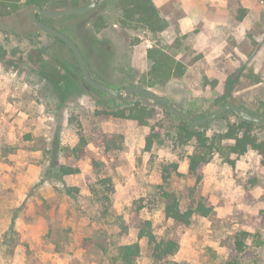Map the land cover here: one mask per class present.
I'll return each mask as SVG.
<instances>
[{
    "label": "rangeland",
    "instance_id": "rangeland-1",
    "mask_svg": "<svg viewBox=\"0 0 264 264\" xmlns=\"http://www.w3.org/2000/svg\"><path fill=\"white\" fill-rule=\"evenodd\" d=\"M153 2L168 23L158 37L186 67L183 77L161 89L145 85L153 35L138 24L122 28L116 0H103L84 18L53 25L80 46L91 76L111 88H148L200 116L218 108L215 101L233 76L239 82L231 97L264 111V0ZM28 10L0 19V264H121L117 247L136 241L140 254L133 264H264L259 155L248 151L229 165L214 153L190 172L194 139L177 146L162 135L163 143L146 151L152 126L169 130L174 120L138 95L126 101L155 108L149 126L106 116L112 107L108 97L88 88L57 93L40 71L47 62L63 75L62 67L74 63L72 55L37 31ZM96 18L102 22L97 29L91 26ZM249 71L261 83L251 84ZM229 121L218 117L203 130L211 137ZM78 133L85 145L76 149ZM53 163L77 172L58 176ZM103 178L112 183L109 202L99 201L107 193L98 184ZM163 193L175 195L181 211L201 200L212 212L194 216L188 226L176 224L163 215ZM145 220L158 241L178 243L174 254L157 259L147 238L136 239Z\"/></svg>",
    "mask_w": 264,
    "mask_h": 264
},
{
    "label": "trees",
    "instance_id": "trees-1",
    "mask_svg": "<svg viewBox=\"0 0 264 264\" xmlns=\"http://www.w3.org/2000/svg\"><path fill=\"white\" fill-rule=\"evenodd\" d=\"M116 2L117 8L121 13L118 23L122 28L125 29L131 24H138L145 28L154 37V44L146 50V59L149 65L145 75L146 87L161 89L171 79L183 77L186 73L185 65L181 61L177 60L171 53H169V46L165 45L163 40L158 37V35L167 28L168 23L159 14L153 0H116ZM86 3L87 0H0V19L7 18L12 14L18 13L23 8L29 9L32 6H39L42 9L55 6H71L76 8L81 7ZM85 16L86 14L68 15L58 19H47L38 15V19L42 23L55 28L53 24L56 21L61 23L63 19L66 18H84ZM101 23V19L96 18L94 19V22L91 26L97 29ZM59 31L65 34L62 30ZM45 35L51 38L53 41L67 47L66 44H64L59 39L48 34ZM36 36H38V34ZM31 43L38 44V42L34 40H31ZM67 49L69 50L68 47ZM79 49L82 51L80 46ZM69 52L72 55L74 63H70L67 68L62 67L64 69L63 75L58 69L54 67L53 64H49L47 62L45 63V66H47L45 71H40L41 76L52 85L57 93L69 92L73 91L74 89L82 91L88 88L91 91H94V93L97 95L108 97L112 107L105 110L104 114L106 116L125 120L138 126L150 125V121L153 120L154 116L156 115V110L154 107L143 105L140 102L129 103L126 101L120 103L109 97L107 94L90 87L82 79V74L78 64L72 52L70 50ZM84 61L91 76L90 68L85 58ZM72 71L75 73L77 71L79 73L77 74V77H80L78 79L71 77V73H73ZM92 78L100 82V80L96 77ZM246 78L251 84L261 83V78L252 71L248 72ZM238 82V79L233 76H229L225 83L226 93L217 97L215 104L219 108L225 104L232 103L254 115L264 117V111H253L243 106L241 103H239V101L235 100V98L231 97V93ZM137 97L142 99L140 96ZM157 106L162 108L166 117L173 119L174 122L171 129L169 130L162 129V127H160L158 131H155V126H152L151 133L145 138L146 151L150 150L154 143L162 144L164 137L172 140L174 145L177 146L185 145L194 139L196 142L195 151L189 156L190 172H195L201 164L208 163L212 159L214 153H217L227 164L233 165L234 156L240 157L245 155L248 151H254L260 157V164L264 166V125L246 121L238 117L234 112H227L221 115L219 118H232L233 121H229L226 124V128L223 132L214 133L211 137H208L203 130L205 126H199L197 128L190 127L184 120L171 115L164 105L157 104ZM181 111L187 113L195 119L210 113L206 111L200 116H197L193 111ZM162 135H164V137H162ZM223 141H232V143L224 145L222 143ZM77 144L78 146L76 149L82 148L85 145V139L81 133H78ZM52 165L54 166L58 176L70 175L77 172V169H73L71 167L62 165L56 166L54 163ZM171 166L176 170L177 164H172ZM98 184L102 185L103 190H107V193L103 194L104 197H100L102 199H99V201L109 202L110 196L108 195V191L113 190L111 180L109 178H103L98 181ZM70 191L72 190H68V194L71 193ZM163 197L165 198V205L163 208L164 217L179 225L188 226L190 225L194 216L208 217L212 212V207L206 205L201 200H199L194 207H189L185 211H181L175 195L171 193H163ZM102 212L103 214H107L108 209H104ZM151 224L152 223L149 220L143 221L136 234V239L139 240L141 238H147L148 243L153 247V256L157 259H162L167 255L174 254L178 249V243L172 239L158 241L152 231ZM8 230L10 234H13V224H10ZM240 235L245 236V233H240ZM237 244L240 248L242 241L238 240ZM139 254L140 248L138 242L136 241L131 244L117 247L115 257L116 260L121 262V264H133L134 260L139 256Z\"/></svg>",
    "mask_w": 264,
    "mask_h": 264
},
{
    "label": "water",
    "instance_id": "water-1",
    "mask_svg": "<svg viewBox=\"0 0 264 264\" xmlns=\"http://www.w3.org/2000/svg\"><path fill=\"white\" fill-rule=\"evenodd\" d=\"M103 2V0H89V3L81 6V7H71V6H55V7H49V8H40L39 6H32L28 10V19L30 23L37 29L39 33H45L48 35H51L60 41H62L66 46L69 48V50L72 52L78 67L81 71L83 80L87 85L90 87L99 90L111 98L115 99L116 101H119L121 103L125 102L130 95H138L140 97L146 98L148 100H151L152 102L160 105H164L168 112L179 118L184 120L188 126L197 128L199 126H202L218 117L221 115L227 113V112H234L238 117L260 125H264V117H260L257 115H254L245 109L239 107L238 105L228 103L225 104L209 114L200 117V118H193L187 113L177 109L173 103L166 97L159 96L156 93H154L152 90L136 85H128L124 87L123 89H114L109 86H107L104 83H101L99 81L94 80L87 69L86 63L84 61V58L82 56V53L76 43L67 37L65 34L60 32L59 30L50 27L44 23H42L38 19V15L42 16L43 18L47 19H56V18H61L64 16L68 15H82L85 13L90 12L93 8L96 6L100 5Z\"/></svg>",
    "mask_w": 264,
    "mask_h": 264
},
{
    "label": "flooded vegetation",
    "instance_id": "flooded-vegetation-1",
    "mask_svg": "<svg viewBox=\"0 0 264 264\" xmlns=\"http://www.w3.org/2000/svg\"><path fill=\"white\" fill-rule=\"evenodd\" d=\"M88 3H89V0L87 1V3H86V4H88ZM86 4H85V5H86ZM83 6H84V5H83ZM93 9H94V8H93ZM93 9H92V10H93ZM92 10H91V11H92ZM91 11H90V12H91ZM88 13H89V12H88Z\"/></svg>",
    "mask_w": 264,
    "mask_h": 264
}]
</instances>
